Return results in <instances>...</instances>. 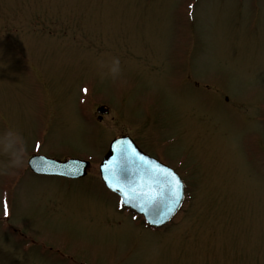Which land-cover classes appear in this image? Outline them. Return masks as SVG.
<instances>
[{
  "label": "rangeland",
  "instance_id": "1",
  "mask_svg": "<svg viewBox=\"0 0 264 264\" xmlns=\"http://www.w3.org/2000/svg\"><path fill=\"white\" fill-rule=\"evenodd\" d=\"M8 129L26 153L0 152V264H264V0H0ZM120 134L185 184L164 229L98 180ZM30 154L91 165L34 175Z\"/></svg>",
  "mask_w": 264,
  "mask_h": 264
},
{
  "label": "water",
  "instance_id": "2",
  "mask_svg": "<svg viewBox=\"0 0 264 264\" xmlns=\"http://www.w3.org/2000/svg\"><path fill=\"white\" fill-rule=\"evenodd\" d=\"M106 111L102 106L97 108L99 114L105 113ZM122 147L128 149L129 152L131 149H135L140 156L145 158L144 162L139 161L138 158L130 159L127 153L121 156L119 150ZM114 159L118 163L115 165V176L112 177L113 183L118 181L129 192L135 190L136 195L129 199H125L121 195V192L110 188L108 182L104 179L105 175H111V173L105 172L103 166L110 164ZM28 165L37 173L76 177L84 175L86 162L77 159L58 161L41 156H32L28 160ZM41 166H44L45 169L41 168ZM155 166H159V169H169L141 152L128 137L122 136L110 142L108 151L99 165V171L105 185L120 195L123 204L141 213L149 225L158 227L166 223L177 211L182 201L183 190L182 183L175 174L176 178L180 181V199L175 207H172L164 185L156 182L159 179L157 175L159 169L154 171ZM149 191L153 193L152 197L144 195ZM157 192L160 195H155Z\"/></svg>",
  "mask_w": 264,
  "mask_h": 264
},
{
  "label": "snow or ice",
  "instance_id": "3",
  "mask_svg": "<svg viewBox=\"0 0 264 264\" xmlns=\"http://www.w3.org/2000/svg\"><path fill=\"white\" fill-rule=\"evenodd\" d=\"M119 153L121 156L127 153L130 159L138 158V160L141 162H144L145 159L143 156H140L139 153L135 151V149H131V151L129 152L128 149L122 147L119 150ZM117 163L118 161L114 159L110 164L103 166L105 172L111 173V175H105L104 179L108 182L110 188L121 192V195L125 199H129L136 195L135 190L129 192L126 188L122 187L118 181L113 183L112 177L115 176V165ZM156 169H159V166H155L153 170L155 171ZM157 175L159 179L156 182L164 185L165 191L168 194L169 202L172 207H175V205L180 199V181L176 178L175 173L172 172L170 169H159ZM144 195L152 197L153 193L149 191ZM155 195H160V193L157 192L155 193Z\"/></svg>",
  "mask_w": 264,
  "mask_h": 264
},
{
  "label": "clouds",
  "instance_id": "4",
  "mask_svg": "<svg viewBox=\"0 0 264 264\" xmlns=\"http://www.w3.org/2000/svg\"><path fill=\"white\" fill-rule=\"evenodd\" d=\"M101 68V75H109L116 79L120 74V59L112 57L110 61H98ZM0 152L8 156L5 169L16 168L23 165L26 148L23 135L15 129H8L0 135Z\"/></svg>",
  "mask_w": 264,
  "mask_h": 264
}]
</instances>
